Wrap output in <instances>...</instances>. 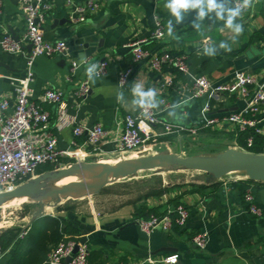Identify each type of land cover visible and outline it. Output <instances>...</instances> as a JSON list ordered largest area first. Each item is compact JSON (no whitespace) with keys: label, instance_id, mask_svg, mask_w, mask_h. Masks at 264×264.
<instances>
[{"label":"crops","instance_id":"crops-1","mask_svg":"<svg viewBox=\"0 0 264 264\" xmlns=\"http://www.w3.org/2000/svg\"><path fill=\"white\" fill-rule=\"evenodd\" d=\"M49 1L53 7L48 12L44 25L45 38L49 41L65 40L69 56L37 57L33 64L35 78L32 87L39 101L46 89H59L65 93L61 106L43 103L51 113V130L58 139L60 149L73 148L74 120L89 127L101 122L111 132L104 146L103 158L113 156L116 149L113 138L119 124L127 114L138 110L131 104L130 94L132 84L138 80L146 88L156 89V109L161 110V118L177 125L194 127L204 119L203 101L181 95L179 85L184 82L190 84L192 77L200 74L216 81H226L241 71H251L259 77L264 73V0H254L253 6L238 19L244 26V32L235 42L231 40L232 33L224 28L223 22L215 19H206L201 33H197L192 27V16L187 17L180 25L173 22L178 39L169 37L166 25L170 16L164 8L165 0H103L101 9L90 15L87 22L79 25L70 22L68 3L82 0ZM3 10L0 35L9 33L15 38L21 37L25 31L21 0H4ZM157 16L162 19L166 29L163 39L153 36ZM141 39L147 40L145 46L150 50L186 54L191 76L186 77L170 67H164L162 72H158L145 62L133 64L131 51L126 45ZM205 40L216 47L215 57L203 54ZM222 41L230 44V52L219 48ZM30 49V46H26L27 51ZM81 53L87 57L89 64L103 60L108 62L107 73L99 77L96 83L90 82L91 92L84 100L78 99L75 91L78 82L87 79L86 65L77 69L73 82L67 80L71 60L79 62ZM130 66L134 68L133 75L122 88L119 85L120 75ZM25 70L26 62L21 55L8 53L0 46V98L10 99L11 111L15 105V90L10 77L23 76ZM167 76H171L173 80L170 87L163 86ZM118 92L124 93L123 102H117ZM162 97L167 98L168 107L160 103ZM243 106V101L231 100V108ZM61 115L62 121L59 119ZM234 131L232 127L225 130L205 128L193 138L198 140L207 134L228 135L231 145L235 147ZM191 137L187 133L181 136H162L159 143L164 144L170 152L171 148H176L179 150L175 153L185 154L184 142ZM85 139L84 136L76 138L78 146ZM94 158L97 157H89L88 162H95ZM63 161L67 164L74 163L71 158H64ZM145 176L141 173L124 181L138 184ZM228 176L202 179L200 182L182 180L174 183L163 178L159 184L149 181L147 187L129 191L122 196L88 199L85 209L62 207L51 213H21L20 220L24 223L0 231L1 239L8 238L12 231H17L20 235L26 230L16 244L8 247L3 262L35 264L40 256L34 251L35 245L43 239L45 218L50 216L66 221L76 232L75 240L88 244L92 264H119L148 256L171 255L179 256L178 261L173 264H264V181H235L233 184L234 178L243 176V173ZM247 189L253 191L263 211L262 217H256L248 211L244 200ZM179 204H184L191 212L184 227L170 232L156 230L147 234L138 226L139 218L153 212L163 213ZM200 231H207L209 234L205 249H198L192 243L193 235Z\"/></svg>","mask_w":264,"mask_h":264},{"label":"built area","instance_id":"built-area-1","mask_svg":"<svg viewBox=\"0 0 264 264\" xmlns=\"http://www.w3.org/2000/svg\"><path fill=\"white\" fill-rule=\"evenodd\" d=\"M22 12L25 19V31L22 36L15 38L9 33L0 35L1 48L11 54L21 55L26 62L25 74L20 77H10L15 90V105L10 110L11 102L7 97L0 98V193L9 191L28 180L37 177L38 169L46 164L67 167L64 158H71L74 163L88 162L91 156L103 159L104 146L108 142L111 132L101 122L86 126L72 122L75 139L73 148L60 149L58 139L53 133L51 113L43 103L63 105L65 93L59 89H46L39 101L35 97L32 87L35 72L34 61L39 56L51 57L54 55L69 56L68 44L65 40L49 41L45 38L44 25L47 14L52 9L49 0H21ZM235 3V0H233ZM70 22L76 25L88 21L90 15L96 14L103 6V0L69 1ZM4 0H0V17L3 15ZM247 11V10H246ZM244 11L243 13H245ZM264 27V22H263ZM153 36L163 39L166 29L160 17H156ZM146 39L135 40L126 46L131 51L133 64L145 62L149 67L162 72L164 67L176 69L184 76L190 75L188 56L184 53H173L168 50L153 51L146 48ZM208 44L204 41V46ZM26 46H31L29 51ZM100 77L108 70V62L99 61ZM80 62L71 60V68L67 80L73 82ZM134 72L133 66L121 73L120 87H125ZM259 77L251 71L237 72L226 81H216L207 75H195L191 83L179 85V93L189 99L202 100L204 119L194 127L177 125L161 118L159 109L137 110L127 114L119 124L113 142L116 145L115 154L124 155L130 151L147 147L159 142L160 137L168 135L181 136L185 133L195 137L205 128L225 130L231 127L237 132L249 129L264 136V73ZM173 83L171 76L165 78V87ZM91 92L88 79L79 81L75 91L78 99H86ZM231 100L243 101L244 106L231 110ZM164 107L169 103L166 97L160 99ZM63 120V116L59 118ZM84 136L86 139L78 146L76 138ZM254 139H247L248 147L253 146ZM89 147V149H86ZM246 176H238L235 181L246 180ZM244 200L248 211L262 217L263 211L251 189H247ZM191 212L184 204L169 208L161 214H151L147 218H139L137 224L140 229L150 234L156 230L165 232L182 228L186 225ZM26 230L21 232L23 236ZM209 234L200 231L193 235L192 243L198 249H205L208 245ZM77 247V251L75 248ZM9 248L5 249L0 243V264ZM90 250L86 243L69 240L59 243L49 254L46 264H91ZM70 258L68 261L67 259ZM179 259L178 255L131 260L119 264H173Z\"/></svg>","mask_w":264,"mask_h":264},{"label":"water","instance_id":"water-1","mask_svg":"<svg viewBox=\"0 0 264 264\" xmlns=\"http://www.w3.org/2000/svg\"><path fill=\"white\" fill-rule=\"evenodd\" d=\"M63 21L64 19L61 22ZM231 110H236V108H231ZM169 168L200 171L204 173L200 176L201 179L208 180L221 179L229 174L241 172L250 180L264 181V153L256 154L229 147L215 154L184 155L168 151L128 158L114 163H73L58 172L40 173L37 177L12 190L1 192L0 207L6 202L20 198L29 199V204L43 206L62 196L75 197L80 194V196L91 197L111 182L133 178L146 171ZM64 177L76 179L61 186L46 187L50 181ZM76 251L77 247L74 252Z\"/></svg>","mask_w":264,"mask_h":264},{"label":"rangeland","instance_id":"rangeland-1","mask_svg":"<svg viewBox=\"0 0 264 264\" xmlns=\"http://www.w3.org/2000/svg\"><path fill=\"white\" fill-rule=\"evenodd\" d=\"M231 144L232 142H231V139H229L228 135H222V134L208 135L207 134V135L202 136L198 140L191 137V139H188V141L184 142V145H183L184 146L183 148L185 149L184 155L215 154L217 152L224 151L225 149L229 147H234V145H231ZM235 147L239 148L236 145ZM171 149L173 153L179 150L176 148L175 149L171 148ZM168 150L164 144L162 143L160 144L158 142L150 146L147 145V147H142L141 149H138V150L130 151L128 153H125L124 155L114 154L113 156H110V157L108 156L103 159L94 158L96 159L94 161L100 162V163H114L118 160H125L127 158H136V157L143 156V155H152V154H157V153H162V152H168ZM70 165L71 164H68L67 167H69ZM61 168L62 167L54 166V169L50 171L58 172ZM64 168L66 167H63L62 169ZM142 173H144L146 176L143 179L141 178L140 180L141 183H138V184L127 183L124 180L111 182L91 197L80 196V194H77L75 195V197L62 196L59 199H55L51 202L45 203L43 206L38 205V204L25 206V203H20L18 206H10V207L1 206L0 207V231L8 227H11V226L18 227L22 223H24L22 220H20L21 213L27 214V215L38 214L41 211L43 212L48 211L51 213V211H56L62 207H69L74 210H76L77 208L85 209V207H87L89 203L88 199L89 200L100 199L98 197H106V196L111 197V198H114L116 196H122L123 194H126L129 191H136L137 189H140L142 187H147V183H149V181H152L151 183L153 184L154 183L159 184L161 179L166 178L168 181L173 182V183L177 181H182V180H189L191 182H200L202 180L200 176L204 175V173L200 171L186 170V169H181V168L158 169V170H151V171H146ZM139 174H137L134 177H137ZM225 177H229V176H225ZM66 178L67 177L61 178L62 182ZM51 185L53 184L50 183V184H47L46 186H51ZM101 199H105V198H101Z\"/></svg>","mask_w":264,"mask_h":264},{"label":"clouds","instance_id":"clouds-1","mask_svg":"<svg viewBox=\"0 0 264 264\" xmlns=\"http://www.w3.org/2000/svg\"><path fill=\"white\" fill-rule=\"evenodd\" d=\"M254 0H165L164 8L167 10L170 19L167 21V35L178 39L175 35V25L182 24L185 19L192 16V27L197 33H201L202 24L206 19L222 21L225 29L232 33L233 42L243 34L244 26L238 22L243 12L253 6ZM219 48L230 52L231 46L227 42H220ZM203 54L208 57H215L217 49L207 44L203 47ZM81 65H86L85 75L91 83H96L100 77V65L88 63L87 57L81 53L79 56ZM132 96L131 104L138 110L155 109L158 107L157 91L153 87L146 88L139 80L130 88ZM124 101V93H117V102ZM171 115V113H170Z\"/></svg>","mask_w":264,"mask_h":264},{"label":"trees","instance_id":"trees-1","mask_svg":"<svg viewBox=\"0 0 264 264\" xmlns=\"http://www.w3.org/2000/svg\"><path fill=\"white\" fill-rule=\"evenodd\" d=\"M233 137L236 140V146L239 147L240 149L256 154L264 153V136L257 134L254 130L249 129L248 131L245 132L234 131ZM249 137H253L254 139V144L251 147H248L247 145V139ZM53 169H54V165L46 164L38 169V174ZM239 182L253 183L254 181L247 178L246 180L238 181V183ZM235 183L236 182H233V184ZM28 205H34V204H29V203L25 204V206ZM151 214H161V213L153 212L146 215L144 218L149 217ZM45 219L46 222H44V226L42 230L43 239L39 241L38 244L35 245V249H34V251L40 255L38 256V260L35 264H46L49 254L59 243L69 240L76 241L74 238V234L76 232L67 225L66 221L62 220L61 218L50 217V216H47ZM19 239H20L19 232L12 231V234L8 238L7 237L1 238L0 243L3 246V248L7 249L11 244H16L19 241ZM89 261L92 264V260H90V257H89Z\"/></svg>","mask_w":264,"mask_h":264},{"label":"bare ground","instance_id":"bare-ground-1","mask_svg":"<svg viewBox=\"0 0 264 264\" xmlns=\"http://www.w3.org/2000/svg\"><path fill=\"white\" fill-rule=\"evenodd\" d=\"M128 159V158H127ZM119 161V160H118ZM62 169V168H61ZM65 178V177H64ZM76 178H73V177H67L63 182L61 179H58V180H53L51 182H49L48 184L52 183L53 185L51 186H46L47 188H50V187H56V186H61V185H64L70 181H73L75 180ZM30 200L27 199V198H20V199H14V200H11L9 202H6L5 204H3V206H6V207H10V206H18L20 203H29ZM51 210V209H50Z\"/></svg>","mask_w":264,"mask_h":264}]
</instances>
